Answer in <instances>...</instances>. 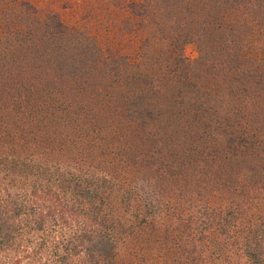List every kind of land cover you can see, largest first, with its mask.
Masks as SVG:
<instances>
[{"label": "trees", "instance_id": "1", "mask_svg": "<svg viewBox=\"0 0 264 264\" xmlns=\"http://www.w3.org/2000/svg\"><path fill=\"white\" fill-rule=\"evenodd\" d=\"M97 4L0 0V253L264 264V0Z\"/></svg>", "mask_w": 264, "mask_h": 264}, {"label": "rangeland", "instance_id": "2", "mask_svg": "<svg viewBox=\"0 0 264 264\" xmlns=\"http://www.w3.org/2000/svg\"><path fill=\"white\" fill-rule=\"evenodd\" d=\"M36 5H58L63 7L64 18L70 24L83 23L86 20L92 21L88 10L91 7H97L104 0H30ZM85 19V20H84ZM84 20V21H82ZM98 26V25H95ZM187 56L194 60L197 57L195 46H188L186 49ZM0 264H34V254L26 248L16 250H6L0 253Z\"/></svg>", "mask_w": 264, "mask_h": 264}]
</instances>
